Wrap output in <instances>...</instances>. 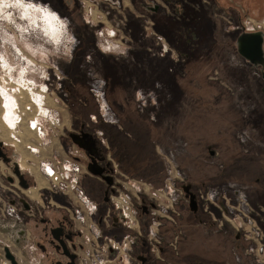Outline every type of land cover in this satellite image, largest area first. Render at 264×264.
<instances>
[{
	"label": "rangeland",
	"instance_id": "374dc122",
	"mask_svg": "<svg viewBox=\"0 0 264 264\" xmlns=\"http://www.w3.org/2000/svg\"><path fill=\"white\" fill-rule=\"evenodd\" d=\"M79 1L81 11L69 6L73 5V0H0L3 67L8 72L12 70V78L17 82L25 66L34 62L36 68L32 72L26 69V76L43 83L39 78L40 65L50 75L48 92L52 91L56 100H50V103L59 109L60 126L49 140L67 139L68 133H86L96 144L93 155L100 160L103 149L107 151L103 146L107 141L101 127L105 123L101 121L98 107L111 112V109L119 108L120 101L133 102L127 109L135 112L137 107L139 112L138 107L142 108L140 116L131 118L123 130L131 127L134 137L149 133L152 144L147 141L139 152L143 161L153 166L160 165L163 159L165 174L161 184L152 186L128 176L121 171L112 153H105L103 158H109L110 164L114 165L115 187L112 188L117 193L112 196L126 194L134 213L145 200L148 205L160 206L154 209L156 213L171 216L179 201L194 194L200 201L204 217H208L215 227L234 229L236 224L235 228L241 231L244 222L251 227L252 238L261 240L250 239L252 248H256L255 242H259L260 248L256 251L258 255L249 248L252 264H264V217L259 224L243 207L247 200L258 212L257 217L264 211V66L254 68L244 60L236 52L237 37H228L226 31L233 27L264 31V16L263 19L250 13L243 16L244 10H240L243 5L240 4L244 0H187L179 14L175 13L176 6L170 4V17L164 18L166 38L152 33L147 18L141 23V32L134 37L132 30H136L135 27L128 30L126 22L118 17L121 4L128 6L126 0H119L121 3L118 0ZM252 3L255 8L256 3L253 0ZM230 4L240 10L241 20H237ZM159 10V13H165L163 8ZM218 15L229 17L231 22L218 19ZM111 31L113 35H110ZM166 56L169 58L164 64ZM230 57L234 58L231 63ZM235 61L240 63L232 64ZM26 76L23 78H28ZM7 99L3 106L8 109L13 97ZM82 126L83 130L79 131ZM193 127L201 129L197 131ZM109 129L114 134L118 132L112 125ZM59 142L60 148H52L61 150L60 154L83 166L87 165L90 153L75 144L80 149L73 147L63 154L66 148L61 140ZM18 150L23 159L34 160L21 148ZM11 151L8 147L5 149L8 158L5 163L15 161ZM169 152H172L174 163L168 160ZM181 164L186 171L180 169ZM5 166L0 160V168ZM27 175L30 176L23 169L22 176ZM36 184L46 186L42 178ZM2 185L0 246L9 243L8 237L15 230L26 227L31 234L29 242L36 245L35 250L11 243L9 246L20 264H74V258L71 260L68 256L72 253L67 244L76 245L82 242L83 236L80 238L73 233L75 230L78 234V228H72L67 201L61 202L67 207L64 209L40 197L46 190L22 193L19 189L32 186L13 185L11 192L5 187V178ZM54 199L58 200V196ZM26 203L29 209L25 207ZM14 208L17 217L7 214ZM110 217L109 223L113 218L111 214ZM14 221L17 224L13 226ZM131 232H138L136 217ZM56 233H59L57 239L53 237Z\"/></svg>",
	"mask_w": 264,
	"mask_h": 264
},
{
	"label": "crops",
	"instance_id": "0c3cea01",
	"mask_svg": "<svg viewBox=\"0 0 264 264\" xmlns=\"http://www.w3.org/2000/svg\"><path fill=\"white\" fill-rule=\"evenodd\" d=\"M125 3L128 6L121 4V12L118 14V17L121 21L124 20L126 22L125 26L128 30L130 27H135L136 30H132V35L134 37H137L139 32H141V23L143 19L147 18L150 21L149 25L152 29V33L155 35L161 34L166 38L164 33V26L166 25L164 18L170 17V11L165 10V13L152 14L140 7L139 0H126ZM69 6H73L76 10L78 9L81 11L79 0H73V5ZM117 7H119V5ZM218 19L229 23L231 22L229 17L225 18L221 15H218ZM133 53L138 56L137 52ZM168 58L169 57L167 56L164 58V64ZM229 59V62L231 63L234 58L230 57ZM238 63L240 62H232L234 65ZM245 64L242 66H245ZM134 100L136 101L135 98ZM133 104V102L127 103L120 101L118 103L119 108H110L111 112H107L105 111L106 109L98 107L99 114L102 116L101 121L105 123L101 127L105 130V140L107 141V145H103L107 148V151L103 149L102 153L103 155L105 153H112L111 155L118 163L121 171L125 172L128 176L146 181L152 186H158L163 181L165 162L160 158L162 161L160 162V165H150V163H146L145 160L143 161L144 158L141 157L139 152L140 148H143L147 141H149L148 143L150 145L152 144V139L150 138L149 133L147 136L140 135L134 137L135 132H132L134 130L130 129L131 127L128 125V130H123L124 124L126 125L130 123L131 118H137L139 112L141 113L142 108L139 107V112L137 111V107V112H133L132 110L128 111L127 108L131 107ZM102 111H104V113ZM91 119L94 120V116H92ZM146 120L151 119L147 118ZM110 125L118 129L116 134L109 129ZM81 130H83V126L80 127L79 131ZM76 134L82 135L83 133ZM71 135L72 133H68L67 139L61 137H59V140L52 139L53 143L51 147L54 146L55 148H60L61 144L59 141L61 140L66 148L63 149L62 153L66 154L65 152L67 150L70 151L75 147ZM87 138L88 137L85 136L82 139L85 140ZM65 140L66 143L69 142L70 145H66ZM75 148L80 149L78 147ZM95 149L96 144L94 145V150ZM165 151L166 150H164V152ZM154 152L156 151L154 150ZM171 153H167L170 163L171 161H174ZM103 155L99 161L95 160L93 164L95 167L99 166V169L101 168L106 171V176L86 170V172L82 174L81 184L86 194L96 204V209L90 215V220L92 228L99 234L98 241L102 243L106 239H113L121 243L125 241L126 236H132V241L130 240V243L128 241V250L126 251L123 264H252V256L249 252L251 241L246 237L245 231L243 229L238 231V229H236V224L234 229L230 226L219 227L218 225L215 227L208 217H204L200 201L194 194L189 195L188 199L179 201L176 204V210H174V213L171 216L166 214L160 215L158 214V211L156 213V210L154 209H156L157 206H155V204L152 206V203L148 205L145 203V200H143L142 203L144 204H140L136 207L139 210L135 213L138 226V232L136 234L131 232V229L125 225L115 223L114 218H112L111 223H109L108 220L111 218L110 214L113 217L115 209L109 201H107V194L109 192L117 193V191L115 188H109V184L110 187H115L114 178L112 180L114 165L112 166V164H110L109 158L105 157L104 159ZM88 163L91 162L89 161ZM180 167L181 170L183 169L186 171V168L182 166V164ZM24 168L30 175H27L28 177L24 176V179L29 182V185L27 186L31 185V190H37L36 183L39 184V178H42L41 175L33 163ZM33 168L35 171H32ZM117 186L120 188L123 187L121 184H118ZM125 191L126 190L123 192ZM57 196L58 200L54 199L56 197L54 196L52 202L49 203L67 209L66 205L61 203L62 201H67L68 210L71 211L73 203L70 202L66 196L60 194ZM142 206L147 207V209H143ZM243 207L244 210L251 214L254 221L256 220L259 224L262 223L263 219L257 217L258 212L253 210L254 208L249 201L245 200ZM150 209H153V211H150ZM69 213L70 216H72L71 212ZM72 228L73 230L79 228L76 221H73ZM139 230H142L144 233H140ZM73 233L75 236L78 235L77 237H82V235L79 232L77 234L75 230ZM204 241L208 242L207 245L204 244Z\"/></svg>",
	"mask_w": 264,
	"mask_h": 264
},
{
	"label": "built area",
	"instance_id": "2783aa9c",
	"mask_svg": "<svg viewBox=\"0 0 264 264\" xmlns=\"http://www.w3.org/2000/svg\"><path fill=\"white\" fill-rule=\"evenodd\" d=\"M4 63L5 61L2 60L0 55L1 68ZM33 64L30 66L26 65V68L24 67L25 69L21 73L19 82L12 78V70L8 72L4 67L2 68L3 71L1 70L0 124L4 125L6 129H3L0 125V148L5 153L4 151L8 147L12 150L11 155L16 158L13 162L5 163L0 157V160L7 165L4 169L0 168V176L5 178L7 183L5 187L12 192L10 186L20 185L19 187H23L18 175L14 172V166L17 167L19 174L22 175V170H25L24 167L33 163L46 182V186L36 185L38 192L46 190V193L43 191L40 193L41 195L39 194L40 197L52 202L54 195L60 194L66 196L73 203L72 210L70 209L72 216L70 217L74 222H77L79 225L78 232L83 236L82 242H78L76 245L70 242L67 244L68 251L74 256V264H123L126 251L128 250V241L130 243L132 236H126L125 241L121 243L113 239H106L102 243L98 241L99 234L92 228L90 220V215L96 209V204L86 194L81 184L82 174L88 170L87 165L83 166L77 160L62 155L58 149L51 147L53 142L52 139L49 140V137L52 133L57 132L56 129H59L60 126L58 125L60 122L58 118L59 109L50 103V100H55V96L52 91L48 92L49 73L45 72L41 65L38 66L40 68L39 78L43 79V83H38L34 78H29L25 75L26 69L32 72L36 68L34 67L35 62ZM23 76L28 78H23ZM11 95L13 96V101L10 100V109L7 117H4L2 113V109H4L3 101L11 98ZM97 96L99 95L97 94ZM18 148H21L26 155L32 156L34 160L29 157L23 159L22 153ZM21 162L25 164L24 167L20 165ZM101 174L106 176L107 173ZM3 178L0 177L1 189L4 188V185H2ZM19 190L22 193H26L31 188L27 187ZM47 193L49 196H47ZM112 195L113 193L111 192L107 194V201H110L115 209L114 222L123 224L131 229L136 217L132 202L126 194ZM169 201L171 202L172 199ZM25 207H28L27 203ZM142 207L145 210L147 209L145 206ZM157 207L159 208L160 206ZM15 209L7 212V214L17 217ZM242 227H244L247 237L252 240L251 227H247L245 222ZM242 227L241 229H243ZM255 240L259 239L255 237L253 241ZM255 243L256 248L250 247V249L255 251V255H258L256 251L258 252L260 248L258 243ZM258 262H261V260H258Z\"/></svg>",
	"mask_w": 264,
	"mask_h": 264
},
{
	"label": "flooded vegetation",
	"instance_id": "af4514ba",
	"mask_svg": "<svg viewBox=\"0 0 264 264\" xmlns=\"http://www.w3.org/2000/svg\"><path fill=\"white\" fill-rule=\"evenodd\" d=\"M146 1L147 0H139L140 7L142 9L148 11V12H151L152 14L153 13L158 14L160 12V10H159L160 8H163V10H168L171 12V10H169V9H171L170 4H174L176 6L175 13L179 14L180 13V12H178L179 9L180 10L183 9L184 5L187 4V0H148L149 2H146ZM253 1L257 5V6L255 5L256 6L255 8H253L254 5H252L253 4L252 0H244V2L240 4V5H243V9H240V10H244L243 16L246 15L247 13H250L255 18L263 19L264 1L263 0H253ZM210 5H211V1H210ZM231 5H234V4H230V6ZM231 7L234 9V12L237 15V20L238 21L241 20V13H239L240 10H238L235 7L237 9V11H236L233 6H231ZM237 29H238L237 27H233L231 29L226 30L228 32V37H232L233 35H235V37H237L239 34H241L243 32L244 33L250 32L244 28L243 29L240 28L239 30H237ZM110 35H113L112 31L110 32ZM89 157H90V160H89L90 162H91V159L93 160L92 163H94L95 160L99 161V160H97V158L93 154L90 155ZM29 208H30V206L27 209H29ZM28 214H29V212H28ZM33 214L34 213L32 212L31 215H33ZM257 215H258V213H257ZM261 215H260L261 218L264 217V211H261ZM16 224L17 223L14 221L13 226ZM20 224H21V222H20ZM30 236H31V234L28 232L26 227H20V230H15V232L9 236L10 238L8 237L9 243L8 244L2 243L0 246V264H12L10 262V260H8L5 257L4 248H8L10 253L14 256L16 263L20 264L19 261L17 260L16 256H15V253L9 248L10 243L15 244V245H19V246L24 247V248H28L31 251L35 250L36 245H34L33 242L32 243L29 242L31 240ZM53 237H55V239L59 238V233H56V236L53 235ZM31 261L33 263V260H31ZM37 264H40V263H37Z\"/></svg>",
	"mask_w": 264,
	"mask_h": 264
},
{
	"label": "water",
	"instance_id": "95a60500",
	"mask_svg": "<svg viewBox=\"0 0 264 264\" xmlns=\"http://www.w3.org/2000/svg\"><path fill=\"white\" fill-rule=\"evenodd\" d=\"M263 42H264V31L263 30H254L250 32H243L239 34L235 41V48L236 52L244 59L246 60L252 67L257 68L258 66L263 67L264 66V50H263ZM263 73V72H262ZM263 76V75H262ZM87 136L88 138L83 140ZM72 140L75 144H77L79 147L85 149L87 153L93 154L94 153V140L89 137L88 134L83 133L82 135L72 134L71 135ZM82 137V138H80ZM0 157L4 161H7L8 158L5 155V153L2 152L0 148ZM93 160L91 159V163L87 164V169L89 171H92L95 174H101L103 169H99V167H95V165L92 163ZM14 172L18 175L19 180L23 187H26L24 177L19 174V171L17 170V167L14 166ZM10 180V179H9ZM67 253V250L64 249ZM5 251V257L10 260L12 264H17L15 261L14 256L10 253L8 248H4ZM68 256L71 258V260L74 258L73 255L68 254ZM67 264H73V262H69Z\"/></svg>",
	"mask_w": 264,
	"mask_h": 264
},
{
	"label": "bare ground",
	"instance_id": "6f19581e",
	"mask_svg": "<svg viewBox=\"0 0 264 264\" xmlns=\"http://www.w3.org/2000/svg\"><path fill=\"white\" fill-rule=\"evenodd\" d=\"M27 8L29 7V6H26ZM24 8L25 10H28L27 8ZM11 97H13L12 95H11ZM13 100V99H12ZM4 107V106H3ZM7 108H4V109H2V113H3V116L5 115V112H7L8 113V111H9V109H10V107H8V109L6 110ZM7 113H6V115H7ZM5 117V116H4ZM20 165L22 166V167H24L25 166V164L24 163H20Z\"/></svg>",
	"mask_w": 264,
	"mask_h": 264
},
{
	"label": "trees",
	"instance_id": "16d2710c",
	"mask_svg": "<svg viewBox=\"0 0 264 264\" xmlns=\"http://www.w3.org/2000/svg\"><path fill=\"white\" fill-rule=\"evenodd\" d=\"M197 123H199V121L197 122ZM192 127V126H191ZM194 128V127H193ZM194 129H197V131L199 130V129H201V127L200 128H194ZM208 134V133H207ZM209 135V134H208ZM6 155V154H5Z\"/></svg>",
	"mask_w": 264,
	"mask_h": 264
}]
</instances>
